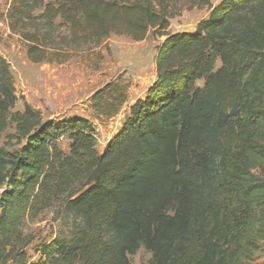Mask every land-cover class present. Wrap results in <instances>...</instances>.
<instances>
[{
	"label": "trees",
	"instance_id": "16d2710c",
	"mask_svg": "<svg viewBox=\"0 0 264 264\" xmlns=\"http://www.w3.org/2000/svg\"><path fill=\"white\" fill-rule=\"evenodd\" d=\"M183 8L209 14L166 34ZM5 23L32 64H63L110 35L165 39L154 81L102 152L88 119L46 122L27 103L13 112L0 56V135L13 125L23 142L0 148V264H130L140 248L146 264L251 261L264 243V0H10ZM127 103L114 81L89 110L111 119ZM55 204L71 223L33 263L24 222Z\"/></svg>",
	"mask_w": 264,
	"mask_h": 264
},
{
	"label": "rangeland",
	"instance_id": "374dc122",
	"mask_svg": "<svg viewBox=\"0 0 264 264\" xmlns=\"http://www.w3.org/2000/svg\"><path fill=\"white\" fill-rule=\"evenodd\" d=\"M208 1L214 6L221 0ZM9 4L10 0H0V56L9 64L14 80L17 101L13 112H22L24 103H27L38 110L46 122L76 117L88 119L96 127V148L102 152L122 126L129 107L136 99L143 97L147 87L154 81V57L165 37L150 32L144 40L135 42L125 36L110 35L99 45L63 64H32L26 59L23 44L10 34L6 26L5 14ZM208 14L205 8L191 11L183 8L169 20L166 34L192 33L197 23L207 18ZM114 81L127 86L128 103L111 119H94L89 110L90 97ZM14 133V126L9 125L0 135V148L12 152L22 147L23 142L18 143L13 138ZM57 145L65 154L68 153L67 138H59ZM3 191L4 187H0V195ZM70 223L60 204L48 207L36 217L26 220L23 232L33 239L26 249L28 259L33 263L42 260V247L50 245L55 237L66 234ZM150 257L148 252L140 248L129 256V263L146 264ZM246 264H264V243L260 244L251 261Z\"/></svg>",
	"mask_w": 264,
	"mask_h": 264
},
{
	"label": "crops",
	"instance_id": "0c3cea01",
	"mask_svg": "<svg viewBox=\"0 0 264 264\" xmlns=\"http://www.w3.org/2000/svg\"><path fill=\"white\" fill-rule=\"evenodd\" d=\"M215 6V5H214Z\"/></svg>",
	"mask_w": 264,
	"mask_h": 264
}]
</instances>
